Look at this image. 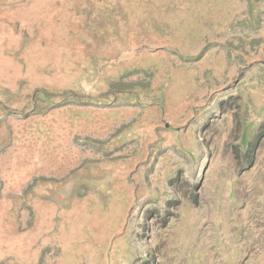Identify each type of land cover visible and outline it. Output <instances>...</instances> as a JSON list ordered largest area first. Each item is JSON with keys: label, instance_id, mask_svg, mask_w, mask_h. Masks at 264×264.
Wrapping results in <instances>:
<instances>
[{"label": "rangeland", "instance_id": "1", "mask_svg": "<svg viewBox=\"0 0 264 264\" xmlns=\"http://www.w3.org/2000/svg\"><path fill=\"white\" fill-rule=\"evenodd\" d=\"M0 264H264V0H0Z\"/></svg>", "mask_w": 264, "mask_h": 264}]
</instances>
